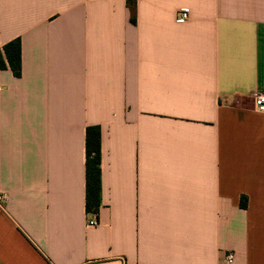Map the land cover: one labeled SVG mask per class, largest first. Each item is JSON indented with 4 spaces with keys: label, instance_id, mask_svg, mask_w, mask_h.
<instances>
[{
    "label": "crops",
    "instance_id": "1",
    "mask_svg": "<svg viewBox=\"0 0 264 264\" xmlns=\"http://www.w3.org/2000/svg\"><path fill=\"white\" fill-rule=\"evenodd\" d=\"M1 55L0 264H264V0H0Z\"/></svg>",
    "mask_w": 264,
    "mask_h": 264
},
{
    "label": "trees",
    "instance_id": "2",
    "mask_svg": "<svg viewBox=\"0 0 264 264\" xmlns=\"http://www.w3.org/2000/svg\"><path fill=\"white\" fill-rule=\"evenodd\" d=\"M132 5V0H129ZM8 65L15 77L21 76V41L15 39L3 48ZM0 69H7L2 55ZM101 130L97 126L88 127L86 131V211L98 214L101 207ZM246 206V203L243 202Z\"/></svg>",
    "mask_w": 264,
    "mask_h": 264
},
{
    "label": "built area",
    "instance_id": "3",
    "mask_svg": "<svg viewBox=\"0 0 264 264\" xmlns=\"http://www.w3.org/2000/svg\"><path fill=\"white\" fill-rule=\"evenodd\" d=\"M189 18V10L187 9H183L180 10L178 13V18L177 20L179 22H184ZM252 99H253V103L254 106L256 108L257 111L264 113V91L261 90H257L252 94ZM8 200V196L5 193H1L0 194V203H6ZM89 226L92 227H97L100 225L99 221L96 220L95 218H92L89 220L88 222ZM227 261L229 263H231L233 261V255L229 254L227 256Z\"/></svg>",
    "mask_w": 264,
    "mask_h": 264
}]
</instances>
